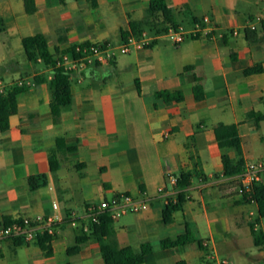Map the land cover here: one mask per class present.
Instances as JSON below:
<instances>
[{"label": "crops", "instance_id": "obj_1", "mask_svg": "<svg viewBox=\"0 0 264 264\" xmlns=\"http://www.w3.org/2000/svg\"><path fill=\"white\" fill-rule=\"evenodd\" d=\"M149 4L150 0H33L35 12L28 13L25 0H0V50H7L12 61V52L20 49L13 44L20 43L25 53L23 40L38 33L45 35L52 52L83 43L120 45L123 32L131 35L130 23L147 17ZM167 4L178 27L162 30L165 23L159 16L143 28L152 42L134 49V58L119 60V53L109 64L73 73V103L63 109L58 123L51 113L49 83L34 80L49 73L41 61L29 63L25 54L24 62L13 63L17 69H7L8 78L0 79L5 90L20 80L27 87L18 97L9 130H0V222L51 214L54 202L65 218L70 212L83 218L78 225H61L50 255L38 240H4L0 264H108L91 227L84 229L89 225L85 209L122 194L149 205L113 223L120 247L139 251L144 243L153 246L142 264H261L264 252L257 247L248 252L240 245L239 233H231L253 219L245 221L256 206L243 203L232 185L237 184L236 176L223 175L215 128L220 123L237 125L246 163L264 160V120L257 123L253 117L264 114V24L257 21L264 14V0ZM180 28L188 35L175 43L170 32ZM5 58L0 55V66ZM258 65L261 72L245 74ZM128 71L133 73L129 85L111 81ZM197 83L203 87L202 100L194 94ZM162 90L181 91L184 99H156L155 93ZM59 137L64 149L56 153L59 167L52 170L50 156ZM181 172L191 174V185L185 189L188 200L171 224H163L161 213L179 192L169 187L168 176ZM38 175H46L47 183L32 189L30 178ZM187 231L194 242L182 248L162 247V240Z\"/></svg>", "mask_w": 264, "mask_h": 264}, {"label": "trees", "instance_id": "obj_2", "mask_svg": "<svg viewBox=\"0 0 264 264\" xmlns=\"http://www.w3.org/2000/svg\"><path fill=\"white\" fill-rule=\"evenodd\" d=\"M26 11L28 13L35 12L33 0H25ZM161 16L164 21L162 30H167L169 27L176 29L178 27L177 19L174 11L167 4V0H150L147 17L143 21H132L130 23L131 35L140 37L144 27L152 25L156 18ZM192 22H197L196 18H191ZM129 33L123 32L122 37L126 40ZM88 44V43H83ZM27 61L35 65L41 61L43 66L49 68V73L36 75L34 80L36 83L48 82L51 94V113L55 123L60 121L61 113L64 108L73 103L72 92V77L73 73L66 70L64 67L57 66V58L63 53L74 51L75 46L70 47L63 52L56 50L52 52L44 34L38 33L33 37H27L23 40ZM190 67H187L189 69ZM1 70H7L6 66H0ZM262 65L245 70V74H253L261 72ZM51 75L48 80L47 75ZM199 81L198 77L196 78ZM136 86L140 91V84L136 80ZM27 90L26 86L13 85L7 88L4 92H0V130L6 132L9 130V119L12 115L18 112V97ZM194 94L197 100L204 98L203 87L200 83L194 86ZM155 98L164 102H180L184 99V94L181 91L171 92L162 90L155 93ZM257 123L264 120V114H254ZM216 138L221 149V157L223 163V175L227 178H232L246 169V160L243 155L242 139L239 135L238 127L235 124L220 123L215 128ZM64 139H57V148L50 156V165L52 170L58 169V157L56 153L63 151ZM234 151L232 155L230 150ZM176 189L179 190L176 200L170 199L161 213V221L163 224H171L174 220V213L181 210L188 200L185 189L191 185V174L181 172L178 176ZM47 183L46 175H38L30 178L32 189L45 185ZM238 188V183L232 184ZM238 193V192H237ZM243 203L255 204L256 215L249 222L251 235L254 246L264 252V182H259L253 186V189L248 194L242 197ZM13 220L5 218L0 222V225L10 224ZM114 219L109 212H105L100 217V223L92 224V233L99 239L101 244V253L106 263L108 264H142L145 262L148 255L153 252V246L150 243H144L139 251H135L132 247H120L117 241L113 228ZM55 236L43 235L38 238V243L46 255L52 254L51 242ZM85 239L80 238L78 243L81 244ZM194 242L193 234L187 231L177 237L166 238L162 240L161 245L164 249L182 248ZM71 249L69 252L76 251ZM177 264H188L186 261L178 262ZM261 264H264V259Z\"/></svg>", "mask_w": 264, "mask_h": 264}, {"label": "built area", "instance_id": "obj_3", "mask_svg": "<svg viewBox=\"0 0 264 264\" xmlns=\"http://www.w3.org/2000/svg\"><path fill=\"white\" fill-rule=\"evenodd\" d=\"M205 21L209 22V18ZM257 21L264 24V14L257 17ZM252 29L256 25L251 26ZM170 35L175 43L184 41L188 33L180 28L179 30H172ZM152 42V38L147 32H142L140 37L128 36L127 39L120 45H113L110 43H88L76 45L74 51L63 53L57 58L56 65L64 67L71 72H82L94 65L109 64L116 56L120 54H129L134 49H145ZM19 86L25 85V82L20 80ZM5 91V86L0 81V92ZM264 177V160L250 162L246 165V169L236 176L235 180L238 183L237 192L240 197L252 191L253 186L263 181ZM178 177L169 174L168 182L170 188H175ZM168 186L165 187V189ZM161 191H165L164 188ZM149 207L147 202L139 201L130 194H122L104 200L99 204H91L85 209V218L88 219L89 225H84V229L88 230L92 224L100 223V217L105 212H109L115 220L127 213H137L146 210ZM54 212L47 215H39L36 217H24L12 221L7 225H0V246L6 239H21L26 242L38 240L40 236L50 235L56 236L61 225L68 222L71 225H78L83 219L76 212H70L65 218L59 210V204L53 203ZM254 214V212L252 213ZM67 219V221H66ZM207 245V243H205ZM226 263L225 261H223Z\"/></svg>", "mask_w": 264, "mask_h": 264}, {"label": "rangeland", "instance_id": "obj_4", "mask_svg": "<svg viewBox=\"0 0 264 264\" xmlns=\"http://www.w3.org/2000/svg\"><path fill=\"white\" fill-rule=\"evenodd\" d=\"M13 46H15V47L18 46L20 49L19 50H17V49L15 50L14 49V51L12 52V53H14V56H13V59L14 60H12V61H10V58H8L9 57L8 56L9 55V52L7 50H5V49H1L0 50V55L7 57V58H5V60L3 62H1L2 63V66H6V68H8V70L9 69L10 70L17 69V66L15 67L12 64L13 63L16 64L17 62H19V63L21 62L22 63L25 60V53H24V51H23L20 43L17 44V42H15L13 44ZM134 57H135V52L133 51L131 54H127V55L120 54L118 58H119V60L120 59L121 60L129 59L130 60V59H132ZM21 69H23V71H25V73H26V71H27L26 68H21ZM105 73H106V71H105ZM104 74L102 76H104ZM8 76H9V74L7 73V70L5 71V70H1L0 69V79H3L4 78L6 80L8 78ZM132 77H133V73L131 71L122 72L119 75L118 74L117 75H114L111 81H114V83H116V84H119L120 82L121 83L123 82V84H128L129 85L130 84L129 82H131L130 79ZM261 146L264 148V144L261 145ZM249 212L246 214V216H248V217H247V219L245 221H247L248 219L250 220V218H254V216L256 215V212L255 211H254V214H250ZM244 224H246V225L243 226L240 230L233 229L231 231V233L232 234H235V236L239 233V235H240L239 236L240 237L239 241H240V245L242 246V248L245 249V250H247L250 253H254V252H256L257 249L254 246L253 240H252V236L249 233V227H250L249 226V223L247 224V222H244ZM244 224L242 222V225H244ZM262 226H264V223L263 222H262ZM233 259H234L233 260V263L237 262V256H234ZM263 259L264 258H262L261 261H263Z\"/></svg>", "mask_w": 264, "mask_h": 264}]
</instances>
